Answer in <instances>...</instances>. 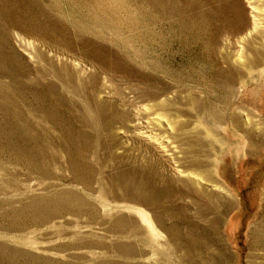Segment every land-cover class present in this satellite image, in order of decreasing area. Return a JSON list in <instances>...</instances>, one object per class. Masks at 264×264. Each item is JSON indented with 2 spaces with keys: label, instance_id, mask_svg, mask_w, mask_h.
<instances>
[{
  "label": "rangeland",
  "instance_id": "obj_1",
  "mask_svg": "<svg viewBox=\"0 0 264 264\" xmlns=\"http://www.w3.org/2000/svg\"><path fill=\"white\" fill-rule=\"evenodd\" d=\"M0 264H264V0H0Z\"/></svg>",
  "mask_w": 264,
  "mask_h": 264
},
{
  "label": "bare ground",
  "instance_id": "obj_2",
  "mask_svg": "<svg viewBox=\"0 0 264 264\" xmlns=\"http://www.w3.org/2000/svg\"><path fill=\"white\" fill-rule=\"evenodd\" d=\"M150 102H151V101H150ZM144 103H145V102H144ZM98 109H100V108H98ZM98 115H99V114H98ZM121 115H122V114H121ZM127 115H128V114H127ZM132 116H133V115H132ZM126 117H127V116H126ZM123 119H124V118H123ZM129 120H130V119H129ZM117 121H118V119H117ZM121 122H122V121H121ZM122 123H123V122H122ZM123 127H124V126H123ZM136 127H137V126H136ZM136 127H135V128H136ZM124 129H125V128H124ZM131 129L135 130L133 127H132ZM129 131H130V130H129ZM146 137H147V136H146ZM193 162H194V161H193ZM196 162H198V161H196ZM188 165H189V164H188ZM194 165H195V164H194ZM196 165H198V164L196 163ZM201 165H202V164H201ZM205 166H206V165H205ZM185 167H186V166H184V168H185ZM191 167H192V165H191ZM193 167H194V166H193ZM148 168H149V167H148ZM150 168H151V166H150ZM186 168H188V167H186ZM200 168H201V167H200ZM205 175H206V174H205ZM157 177H158V175H157ZM177 177H178V176H177ZM158 179H160V178H158ZM178 179H179V178H178ZM202 179H203V178H202ZM210 179H211V178H210ZM163 180H165V179L162 178V181H163ZM180 180H181V179H180ZM174 181H175V180H174ZM183 182H184V181H183ZM162 183H163V182H162ZM165 183H166V181H165ZM175 183H176V182H175ZM175 183H174V184H175ZM178 183H179V182H178ZM180 184H181V183H180ZM183 184H184V183H183ZM144 185H145V184H144ZM146 185H148V184H146ZM157 185H158V184H157ZM166 185H167V184H166ZM175 185H176V184H175ZM187 185H188V184H187ZM187 185H186V186H187ZM189 185H190V184H189ZM192 185H193V184H192ZM195 185H196V184H195ZM148 186H149V185H148ZM152 186H153V185H152ZM160 186H161V185H160ZM170 187H171V186H170ZM165 188H166V187H165ZM149 189H151V188L149 187ZM186 189H187V188H186ZM189 189H190V187H189ZM170 190H171V189H170ZM178 190H179V189H178ZM192 190H193V189H192ZM123 191H124V190H123ZM125 191H126V190H125ZM125 191H124V192H125ZM184 191H186V190H184ZM189 191H191V190H189ZM228 191H229V190H228ZM127 192H128V191H127ZM127 192H125V193L127 194ZM137 192H140L139 194L141 195V191H137ZM137 192H136V193H137ZM179 192H180V191H179ZM191 192H192V191H191ZM231 192H232V191H231ZM128 193H129V192H128ZM162 193H163V192H162ZM228 193H230V192H228ZM232 193H233V192H232ZM129 194H130V193H129ZM139 194H138V195H139ZM159 194H160V193H159ZM188 194H189V193H188ZM192 194H193V193H192ZM199 194H200V193H199ZM140 195H139V197H141ZM142 195H143V194H142ZM146 195H147V194H146ZM189 195H190V194H189ZM207 195H208V194H207ZM217 195H218V194H217ZM233 195H234V193H233ZM127 196H128V195H127ZM198 196H200V195H198ZM218 196H219V195H218ZM234 196H235V195H234ZM132 197H133V196H132ZM153 197H154V192H153ZM186 197H188V196H186ZM190 197H191V196H190ZM201 197H202V196H201ZM136 198H137V197H136ZM145 198H146V197H144V199H145ZM157 198H158V197H157ZM183 198H184V197H183ZM210 198H211V197H210ZM233 198H237V197H233ZM138 199H139V198H138ZM187 199L189 200V199H191V198H187ZM192 199H193V198H192ZM224 199H225V198H224ZM228 199H229V198H228ZM230 199H231V198H230ZM168 200H169V199H168ZM197 200H198V199H197ZM205 200H206V199H205ZM205 200H204V201H205ZM209 200H211V199H209ZM239 200H240V199H239ZM130 201H131V200H130ZM138 201H139V200H138ZM151 201H152V199H151ZM155 201H156V200H155ZM216 201H217V200H216ZM220 201H222V200H220ZM225 201H226V200H225ZM135 202H136V201H135ZM145 202H146V201H145ZM153 202H154V201H153ZM192 202H193V200H192ZM206 202H207V200H206ZM206 202H204V203H206ZM214 202H215V201H214ZM229 202H230V201H229ZM233 202L235 203V201H233ZM233 202H232V203H233ZM107 203H108V202H107ZM138 203H139V202H138ZM138 203H137V204H138ZM140 203H141V200H140ZM147 203H148V202H146V204H147ZM151 203H152V202H151ZM155 203H156V202H155ZM155 203H154V204H155ZM209 203H210V202H209ZM215 203H216V202H215ZM217 203H218V202H217ZM219 203H220V202H219ZM141 204H142V203H141ZM149 204H150V203H149ZM152 204H153V203H152ZM156 204H157V203H156ZM221 204H223V203L221 202ZM229 204H230V203H229ZM143 205H144V204H143ZM194 205H195V204H194ZM215 205H216V204H215ZM217 205H218V204H217ZM230 205H231V204H230ZM230 205H229V206H230ZM234 205H235V204H234ZM150 206H151V205H150ZM150 206H149V207H150ZM213 206H214V205H213ZM220 206H221V205H220ZM220 206L218 205V207H220ZM151 207H152V206H151ZM155 207H156V206H155ZM223 207H224V206H223ZM210 208H211V207H210ZM225 208H226V207H225ZM225 208H224V209H225ZM231 208H232V207H231ZM222 210H223V208H222ZM226 210H227V209H226ZM120 211H121V210H120ZM195 211H196V210H195ZM220 211H221V210H220ZM197 212H198V210H197ZM195 213H196V212H195ZM195 213L193 214L194 216L196 215ZM200 213H202V212H200ZM197 214H198V213H197ZM203 214H204V213H203ZM203 214H202V215H203ZM198 215H199V214H198ZM155 216H156V214H155ZM200 216H201V214H200ZM204 216H206V215H204ZM153 217H154V215H153ZM197 217H198V216H197ZM202 217H203V216H202ZM203 219H204V218H203ZM205 219H206V218H205ZM201 220H202V218H201ZM193 222H194V221H193ZM173 224H174V223H173ZM168 225H169V224H168ZM170 226H171V225H170ZM192 227H193V226H192ZM122 229H123V228H122ZM168 229H169V228H168ZM172 229H173V228H172ZM103 231H105V230H103ZM108 231H109V230H106L105 232H108ZM114 231H115V230H114ZM112 232H113V231H112ZM130 234H131V233H130Z\"/></svg>",
  "mask_w": 264,
  "mask_h": 264
}]
</instances>
